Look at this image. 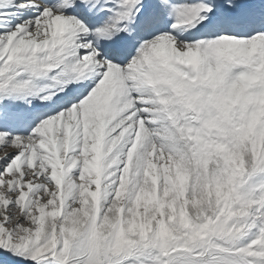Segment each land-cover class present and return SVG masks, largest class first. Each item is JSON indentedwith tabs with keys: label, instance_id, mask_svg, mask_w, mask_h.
<instances>
[{
	"label": "snow or ice",
	"instance_id": "obj_1",
	"mask_svg": "<svg viewBox=\"0 0 264 264\" xmlns=\"http://www.w3.org/2000/svg\"><path fill=\"white\" fill-rule=\"evenodd\" d=\"M0 264H264V0H0Z\"/></svg>",
	"mask_w": 264,
	"mask_h": 264
}]
</instances>
